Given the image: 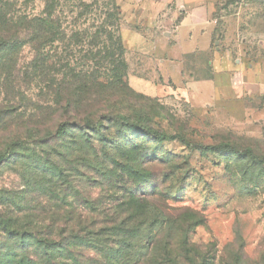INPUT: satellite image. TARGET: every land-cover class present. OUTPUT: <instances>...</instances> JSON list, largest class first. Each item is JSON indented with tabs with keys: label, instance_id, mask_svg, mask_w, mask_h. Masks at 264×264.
Wrapping results in <instances>:
<instances>
[{
	"label": "rangeland",
	"instance_id": "obj_1",
	"mask_svg": "<svg viewBox=\"0 0 264 264\" xmlns=\"http://www.w3.org/2000/svg\"><path fill=\"white\" fill-rule=\"evenodd\" d=\"M9 1L15 4L19 14L33 15L42 7L39 0ZM208 1L212 5L210 19L214 24L207 21V8L199 9L191 25L174 36L166 47V54L170 56L175 50L176 53L194 52L186 58L185 66L193 78H204L215 67L221 69V63H210L216 57L213 51L198 53L205 50L210 38H213L212 49L221 48L234 66L237 60L242 62L244 70L250 65L264 64V0H237L232 4L227 0ZM146 4L148 0L66 2L70 8H65L66 17L62 18L65 35L47 48L53 72L47 77L34 73L31 66L34 52L28 46L17 57L16 67L0 69V156L13 145L18 149L13 164L0 163V214L7 221L15 219L13 229L36 231L32 204L35 194L30 193L28 168L31 155L40 151L41 141L54 134L62 120V114L56 109L55 91L69 70L87 75L97 71L100 78L96 84L89 81L88 95L86 91L82 95L75 92L73 101L81 105L78 113H84L86 105H91L90 111L97 120L96 116L107 109L106 105L99 106L98 97L108 91L110 111L130 115L131 122L140 120L178 140L159 143L148 138L147 144V138L136 132L114 128L111 132L114 144L105 151L97 146L87 155L103 169L102 174L86 167L81 158L84 154L60 149L65 157L57 161L68 176L69 186L64 187L69 201L75 203L77 198L82 201L88 197L96 201L98 210L93 218L97 219L113 206L115 211L125 202L124 191L115 194L110 191L109 179L115 173L120 176L116 160L134 162L143 177L141 182L134 185L125 173L121 177L126 178L125 182L134 191L162 195V201L148 195V213L157 206L161 209L167 202L176 222L173 227L155 230L161 244L149 260L161 257L167 264H264V164L261 163L264 160V97L244 92L237 84H231V80L224 87L225 97L221 94L219 98H214V90L208 83L196 84L190 98L181 95L183 91L169 90L160 80L156 65L148 60L150 21ZM81 12L83 16L79 18ZM175 12L162 15V31L173 26L170 19L174 15L180 20L178 8ZM126 29L134 38H122ZM76 33L80 36L72 40ZM108 52L116 54V58L120 56L125 64L123 85L112 82L114 65L111 60H102ZM1 58L2 65L5 59ZM25 73L30 74L27 81L23 80ZM78 85L74 82L73 93ZM136 143L141 148L140 155L128 156L127 160L124 152ZM221 144L231 148L213 149ZM24 146L30 147V151L25 152ZM92 172L99 184L88 181ZM114 183L123 185L120 180ZM53 191L60 189L53 188ZM48 199L47 218L43 225L36 226L46 234L50 232L54 212V203ZM24 208L26 211H20ZM79 210L86 212V209ZM29 236L12 238L1 229L0 256L8 250L16 252L33 244Z\"/></svg>",
	"mask_w": 264,
	"mask_h": 264
},
{
	"label": "trees",
	"instance_id": "obj_2",
	"mask_svg": "<svg viewBox=\"0 0 264 264\" xmlns=\"http://www.w3.org/2000/svg\"><path fill=\"white\" fill-rule=\"evenodd\" d=\"M30 1L33 0L26 2ZM39 1L42 6L41 10L32 15L19 14L14 3L9 0H0V56L5 59L2 65L0 63V69L5 70L7 66L9 69L10 65H13V68L16 67L17 57L28 46L34 52L35 60L31 65L34 73L40 77H47L53 72L54 66L48 58L47 48L50 43L65 35L62 18L66 17L65 8H70L66 2L72 0ZM227 1L229 4L237 2V0ZM81 6L84 8V5L81 4ZM82 16L83 12L78 17ZM79 36L78 33L74 34L72 40ZM102 60H111L114 65L112 82L114 85L115 83L123 85L126 67L121 57L116 58V54L108 52ZM29 76V73H25L23 80L27 81ZM99 78L97 71L87 75L69 70L63 75L62 82L55 91L56 109L62 114V120L56 132L41 141L40 151L31 155L32 161H29L31 165L28 168L30 171L28 185H30V193L35 194L32 204L36 212L33 221L36 231L29 233L26 229H21L22 231L13 229L16 225L15 219L7 221L0 214V230L2 229L3 233L11 235L12 238L16 235L22 236L23 239H27L30 234L29 239L33 244H27L16 252L6 251L0 256V264H167L164 258L149 260V256L153 252L156 253L161 244L157 240L155 230L161 231L165 227H173L176 224L171 216L172 208L166 204L165 200L166 203L161 209L157 206L151 214L148 213V195L161 201L163 196L155 192L148 193V191L140 193L138 190L134 191L133 186L127 185L126 178L121 177L122 173L133 179L134 185L139 184L143 179L134 162L121 163L116 160L115 164L118 167L117 171H120V178L116 176V173L111 176L115 181L109 179L110 183L112 182L110 191L114 194L124 191L125 202L115 211L113 210L115 206H113L103 211L98 219L93 218V214L98 210L95 206L96 201L89 200V197L83 198L82 201L77 198L76 202L80 201L77 205L76 202L72 203L68 199L69 195L64 187L69 186L68 176L61 163L57 161L58 158L65 157L63 153H60V149L84 154L80 157L84 160L86 167L102 174L103 169H100L98 163L91 161L87 155L98 148L97 146L105 151L109 145H113L111 132L114 128L121 127L125 128V132H136L141 137L147 138V144L148 138L159 143L178 140V137L162 133L140 120L131 122L130 115H123L114 109L110 111L108 91L98 98L99 106L106 105L110 112L106 109L105 113L97 115V120H94V113L90 111L92 106L86 105V111L78 113L81 105L73 101L75 95L77 93L82 95L85 91L88 95L91 92V88L88 89L91 85L89 81L92 80L96 84ZM74 82L79 85L73 93ZM78 116L82 119H78ZM138 145L133 144L129 150L124 152L127 160L128 156L140 155L141 148ZM24 148L25 152L30 151V147L24 146ZM230 148L228 144H221L213 149L227 150ZM17 152L16 145L9 147L5 154L0 156V163L13 164L16 161ZM28 158L30 159V154ZM261 163L264 164V160ZM82 174L86 177L84 173ZM90 174L88 181L99 184V180L92 176L94 173ZM119 180L120 184H123L121 187L114 183ZM57 187L60 191H53V188ZM48 198H51L54 203V212L51 216L50 232L46 234L38 230L39 227L36 229V226L43 225L47 218L46 206L50 201ZM125 206L128 209L131 207V210L128 211ZM86 207L92 209L89 211ZM79 209H86V212H80ZM20 211H26V209ZM52 240L54 243L50 242ZM91 252L93 256H88Z\"/></svg>",
	"mask_w": 264,
	"mask_h": 264
},
{
	"label": "crops",
	"instance_id": "obj_3",
	"mask_svg": "<svg viewBox=\"0 0 264 264\" xmlns=\"http://www.w3.org/2000/svg\"><path fill=\"white\" fill-rule=\"evenodd\" d=\"M203 7L207 8V21L213 23L210 19L212 5L208 0H148L146 9L150 25L146 50L148 60H151L156 65L159 77L161 75L160 80L163 81L162 83H166L169 90L183 91L181 95L187 98L194 95L196 84L208 83L214 90V98H219L221 94L225 97L224 87H228L227 80H231V84H237L244 92L264 97V64L250 65L248 69L244 70L242 62L237 60L234 66L230 57L222 52L221 48L212 49L213 38L209 39L205 50H200L198 53L206 52L207 50L213 51L216 57L214 56L215 59L212 62L210 61V63L216 65L221 63V69L218 70L215 67V69H212V73H209L204 78H193L192 73L188 74L185 70V66H187L186 58H188V55L194 54V52L189 53L185 50H180L176 53L177 51L175 50L170 56L166 54V47L169 46L174 36H178L182 28L191 25L192 17L195 14L197 15L199 9ZM177 8L180 12V20L174 15L170 19L173 26L168 31H162V27H160L162 15L168 11L177 14L175 12ZM131 33L130 30H124L122 38L124 40H130L131 37L134 38V34L132 35ZM188 77L193 80H189ZM231 77L232 79H230ZM229 91L233 93L232 89H227V92Z\"/></svg>",
	"mask_w": 264,
	"mask_h": 264
}]
</instances>
